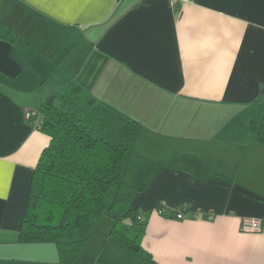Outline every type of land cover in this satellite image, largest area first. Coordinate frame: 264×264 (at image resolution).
<instances>
[{
    "label": "crops",
    "instance_id": "crops-1",
    "mask_svg": "<svg viewBox=\"0 0 264 264\" xmlns=\"http://www.w3.org/2000/svg\"><path fill=\"white\" fill-rule=\"evenodd\" d=\"M0 22L29 43L0 37V264H62L17 231L49 139L24 111L67 82L136 120L122 178L159 263L264 264V225L241 228L264 220V0H0Z\"/></svg>",
    "mask_w": 264,
    "mask_h": 264
},
{
    "label": "trees",
    "instance_id": "trees-1",
    "mask_svg": "<svg viewBox=\"0 0 264 264\" xmlns=\"http://www.w3.org/2000/svg\"><path fill=\"white\" fill-rule=\"evenodd\" d=\"M0 37L19 51L29 45L2 22ZM24 117L49 139L32 169L17 240L52 242L57 261L72 264L99 222L110 216L116 225L110 233L141 252L137 264H161L141 243L144 214L150 210L131 204L141 187L122 178L136 120L72 82L48 92L37 108L24 111ZM249 128L255 143L264 146V107Z\"/></svg>",
    "mask_w": 264,
    "mask_h": 264
},
{
    "label": "rangeland",
    "instance_id": "rangeland-1",
    "mask_svg": "<svg viewBox=\"0 0 264 264\" xmlns=\"http://www.w3.org/2000/svg\"><path fill=\"white\" fill-rule=\"evenodd\" d=\"M142 190L143 188H140L137 193ZM137 193L131 200L133 205L136 204ZM112 225L116 226L114 219L104 216L91 235L87 251L84 252L77 264H137L141 252L131 249L125 242L113 236L110 233Z\"/></svg>",
    "mask_w": 264,
    "mask_h": 264
},
{
    "label": "built area",
    "instance_id": "built-area-1",
    "mask_svg": "<svg viewBox=\"0 0 264 264\" xmlns=\"http://www.w3.org/2000/svg\"><path fill=\"white\" fill-rule=\"evenodd\" d=\"M186 1H191V0H170L172 4H176V5H179L180 2H186ZM26 115H28V113ZM161 203H164V202L162 201ZM156 211L159 213H162L163 212L162 206H159L158 208H156ZM173 211H174L173 215L175 217L182 216V212L180 210H173ZM262 224H263L262 219L255 218V217H244L241 220V228L243 230H258V229H261Z\"/></svg>",
    "mask_w": 264,
    "mask_h": 264
},
{
    "label": "clouds",
    "instance_id": "clouds-1",
    "mask_svg": "<svg viewBox=\"0 0 264 264\" xmlns=\"http://www.w3.org/2000/svg\"><path fill=\"white\" fill-rule=\"evenodd\" d=\"M172 212H174V211H172ZM163 213V212H162Z\"/></svg>",
    "mask_w": 264,
    "mask_h": 264
}]
</instances>
